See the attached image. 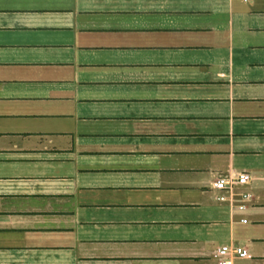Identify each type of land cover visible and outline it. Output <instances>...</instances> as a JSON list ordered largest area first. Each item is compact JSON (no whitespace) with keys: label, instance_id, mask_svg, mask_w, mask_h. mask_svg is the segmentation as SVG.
<instances>
[{"label":"crops","instance_id":"0c3cea01","mask_svg":"<svg viewBox=\"0 0 264 264\" xmlns=\"http://www.w3.org/2000/svg\"><path fill=\"white\" fill-rule=\"evenodd\" d=\"M225 245L264 264V0H0V264Z\"/></svg>","mask_w":264,"mask_h":264},{"label":"built area","instance_id":"2783aa9c","mask_svg":"<svg viewBox=\"0 0 264 264\" xmlns=\"http://www.w3.org/2000/svg\"><path fill=\"white\" fill-rule=\"evenodd\" d=\"M250 178L247 174H240L237 178L231 179L226 177L219 178L213 187L218 191L232 192L236 186H245L248 184ZM242 202L248 200V195H242ZM219 201H225L224 196L218 198ZM245 207L242 205L238 206L239 210H243ZM214 259L216 264H243L242 262L250 259L248 252L242 248H233L230 246H222L215 254Z\"/></svg>","mask_w":264,"mask_h":264}]
</instances>
